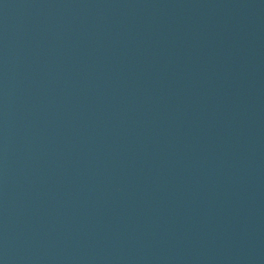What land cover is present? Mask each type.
Instances as JSON below:
<instances>
[{
  "label": "water",
  "instance_id": "95a60500",
  "mask_svg": "<svg viewBox=\"0 0 264 264\" xmlns=\"http://www.w3.org/2000/svg\"><path fill=\"white\" fill-rule=\"evenodd\" d=\"M0 264H264V0H0Z\"/></svg>",
  "mask_w": 264,
  "mask_h": 264
}]
</instances>
